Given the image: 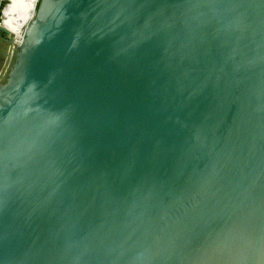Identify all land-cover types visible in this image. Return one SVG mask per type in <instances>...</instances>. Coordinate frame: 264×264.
Wrapping results in <instances>:
<instances>
[{
  "label": "water",
  "instance_id": "95a60500",
  "mask_svg": "<svg viewBox=\"0 0 264 264\" xmlns=\"http://www.w3.org/2000/svg\"><path fill=\"white\" fill-rule=\"evenodd\" d=\"M12 41L0 264H264V0H39Z\"/></svg>",
  "mask_w": 264,
  "mask_h": 264
},
{
  "label": "crops",
  "instance_id": "0c3cea01",
  "mask_svg": "<svg viewBox=\"0 0 264 264\" xmlns=\"http://www.w3.org/2000/svg\"><path fill=\"white\" fill-rule=\"evenodd\" d=\"M3 9L2 24L11 32L18 34L20 29L33 17L39 0H8ZM14 38V37H13ZM0 29V74L5 69L12 50L13 39Z\"/></svg>",
  "mask_w": 264,
  "mask_h": 264
},
{
  "label": "built area",
  "instance_id": "2783aa9c",
  "mask_svg": "<svg viewBox=\"0 0 264 264\" xmlns=\"http://www.w3.org/2000/svg\"><path fill=\"white\" fill-rule=\"evenodd\" d=\"M14 40H15V39H14ZM15 46H16V43L13 42V45H12V50H13V51H14V49H15ZM13 51L10 53L11 55L9 56V60H8V63H7V65H6V67H5V69H4V70L2 71V73L0 74V79H1V77L5 74V72H6L7 68H8L9 63L11 62L12 55H13Z\"/></svg>",
  "mask_w": 264,
  "mask_h": 264
},
{
  "label": "rangeland",
  "instance_id": "374dc122",
  "mask_svg": "<svg viewBox=\"0 0 264 264\" xmlns=\"http://www.w3.org/2000/svg\"><path fill=\"white\" fill-rule=\"evenodd\" d=\"M5 7V3H3L1 0H0V21L3 19V9ZM12 37V36H11ZM13 38V37H12Z\"/></svg>",
  "mask_w": 264,
  "mask_h": 264
},
{
  "label": "bare ground",
  "instance_id": "6f19581e",
  "mask_svg": "<svg viewBox=\"0 0 264 264\" xmlns=\"http://www.w3.org/2000/svg\"><path fill=\"white\" fill-rule=\"evenodd\" d=\"M36 11V10H35ZM35 14V13H34ZM27 24V23H26ZM26 24L20 29V32L18 33V34H16V33H13V35H12V37H14V39H15V41H17V39H18V37H19V35H20V33H21V31L23 30V28L26 26Z\"/></svg>",
  "mask_w": 264,
  "mask_h": 264
}]
</instances>
